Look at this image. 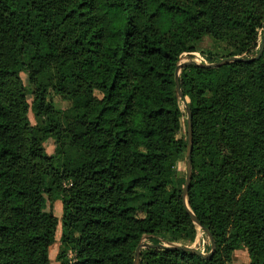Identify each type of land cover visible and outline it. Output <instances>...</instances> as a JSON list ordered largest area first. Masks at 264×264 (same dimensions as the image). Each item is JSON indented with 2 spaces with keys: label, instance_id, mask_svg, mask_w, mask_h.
<instances>
[{
  "label": "trees",
  "instance_id": "1",
  "mask_svg": "<svg viewBox=\"0 0 264 264\" xmlns=\"http://www.w3.org/2000/svg\"><path fill=\"white\" fill-rule=\"evenodd\" d=\"M263 24L264 0H0V264H51L47 202L63 205L59 264H133L144 240L194 243L172 185L187 152L175 70L205 37L249 60L180 75L189 207L216 251L147 249L141 264H231L242 248L264 264ZM51 92L71 104L65 128ZM49 140L77 157L62 164Z\"/></svg>",
  "mask_w": 264,
  "mask_h": 264
},
{
  "label": "rangeland",
  "instance_id": "2",
  "mask_svg": "<svg viewBox=\"0 0 264 264\" xmlns=\"http://www.w3.org/2000/svg\"><path fill=\"white\" fill-rule=\"evenodd\" d=\"M195 51L193 53H185L181 55L179 63L183 64L186 62H196L197 64H201L202 60H209L212 59L214 64L223 59L231 58V55L234 54V51L228 47L227 43L224 42H217L211 37H205L201 41H199L194 46ZM182 72V71H181ZM181 75V73H180ZM20 78L24 84V86L28 87V72L25 70L21 72ZM27 101L30 106L28 111V118L33 127L41 126L45 123V119L38 118L35 116V113L32 110L34 99L31 95L27 96ZM49 102L55 107L56 111H58L57 118L60 121V124L63 128H65L70 120L72 119L71 114L68 110L71 107L70 102L64 101L59 96L55 95L53 92L49 95ZM188 104V100L183 101L182 99L179 100V109L182 113L181 123H182V136L186 141V123H187V113L185 110V106ZM66 143L65 147H62L59 143L55 140H49L45 144V150L48 155H57L60 160H62V164H65L69 160L76 158V152L71 149ZM186 169H187V155L186 153L183 155L181 160L177 163L175 168V176L173 178L172 185L180 190L183 191L185 180H186ZM65 185H70L66 183ZM46 212H51L56 218L59 220V226L57 228L56 233V242L51 247L49 251V259L51 264H59L57 262V256L60 251V238L62 235L61 229V219L63 214V205L61 201L55 202L52 206L47 202L46 203ZM146 241L144 240V243ZM169 243H165L164 245L167 247ZM190 247H196L199 251H201L204 255H207L211 251V242L207 236V234L199 227H196V238L194 243ZM147 249H143V253L146 252ZM73 255L69 254V258L73 259ZM141 264V262H140ZM231 264H250V257L249 253L246 248H242L241 250L234 253Z\"/></svg>",
  "mask_w": 264,
  "mask_h": 264
},
{
  "label": "water",
  "instance_id": "3",
  "mask_svg": "<svg viewBox=\"0 0 264 264\" xmlns=\"http://www.w3.org/2000/svg\"><path fill=\"white\" fill-rule=\"evenodd\" d=\"M263 31H264V24H263ZM263 51H264V37L262 39L259 52H258L257 56L254 58V60L259 59L261 57ZM245 61H249V60H246V59L241 58V57H231V58L223 59V60H221L217 63H214V64H197L196 62H186L183 64H178L176 67V70H175V90H176L177 98L180 100L183 97V94L181 91V85H180V73L183 69H185L189 66H201V67L209 68V69H217V68H220L224 65H228L231 63H235V62H245ZM185 110L187 113V124H188L187 152H186L187 169H186V180H185L184 188L182 191V204L184 205V208H185L187 214L191 217L193 223L196 226H198L199 228H201L207 234V236L211 242V251L209 254L204 255L196 247H188V246L182 247L180 245H175V244H171V243H169L167 247L165 245H162V244L154 246V245H149L147 243H144V241H142L136 249L135 259H134L133 264H140L143 249L171 248V249H174L176 251H182L184 253H190V254H194L196 256H200L203 259L211 258L216 251V245H215V241H214L212 234L210 233V231L208 229L201 226L200 222L197 220V218L192 213V211L189 207L188 196H189V189H190L191 182H192V114H191V111H190L187 104L185 106Z\"/></svg>",
  "mask_w": 264,
  "mask_h": 264
},
{
  "label": "built area",
  "instance_id": "4",
  "mask_svg": "<svg viewBox=\"0 0 264 264\" xmlns=\"http://www.w3.org/2000/svg\"><path fill=\"white\" fill-rule=\"evenodd\" d=\"M201 64H209L207 60H202Z\"/></svg>",
  "mask_w": 264,
  "mask_h": 264
},
{
  "label": "bare ground",
  "instance_id": "5",
  "mask_svg": "<svg viewBox=\"0 0 264 264\" xmlns=\"http://www.w3.org/2000/svg\"><path fill=\"white\" fill-rule=\"evenodd\" d=\"M200 229V228H199Z\"/></svg>",
  "mask_w": 264,
  "mask_h": 264
}]
</instances>
